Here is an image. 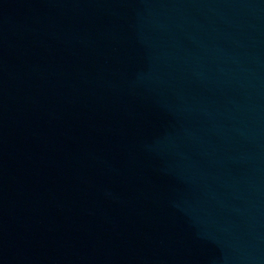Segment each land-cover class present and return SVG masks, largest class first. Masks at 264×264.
<instances>
[{
	"label": "water",
	"instance_id": "obj_1",
	"mask_svg": "<svg viewBox=\"0 0 264 264\" xmlns=\"http://www.w3.org/2000/svg\"><path fill=\"white\" fill-rule=\"evenodd\" d=\"M0 264H264V0H0Z\"/></svg>",
	"mask_w": 264,
	"mask_h": 264
}]
</instances>
